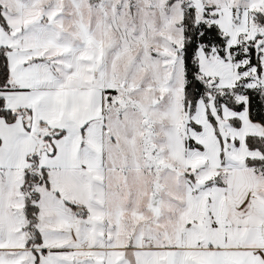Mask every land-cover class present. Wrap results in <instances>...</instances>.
Instances as JSON below:
<instances>
[{
    "label": "snow or ice",
    "instance_id": "1",
    "mask_svg": "<svg viewBox=\"0 0 264 264\" xmlns=\"http://www.w3.org/2000/svg\"><path fill=\"white\" fill-rule=\"evenodd\" d=\"M0 264H264V0H0Z\"/></svg>",
    "mask_w": 264,
    "mask_h": 264
}]
</instances>
